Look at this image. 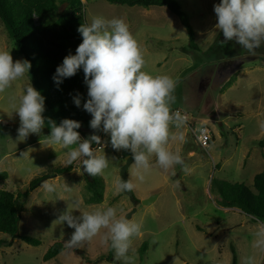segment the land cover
Masks as SVG:
<instances>
[{"label": "rangeland", "instance_id": "obj_1", "mask_svg": "<svg viewBox=\"0 0 264 264\" xmlns=\"http://www.w3.org/2000/svg\"><path fill=\"white\" fill-rule=\"evenodd\" d=\"M57 1L61 13H65L69 1L62 4L64 0ZM81 1L84 24L96 15L123 18L144 49L148 63L145 70L178 78L176 103L172 108L190 117L184 129L187 142L179 147L191 171L185 173L177 165L164 172L155 167V157H152L153 167L145 180H134L137 187L133 194L138 200L134 205L123 192L114 194L112 186L113 178L121 176V169L132 154L114 150L110 134H106L102 144L110 161L105 174L100 175L104 181L103 202L86 204L89 194L81 160L75 162L73 171L50 177L55 169L67 165L66 150L40 143L43 135L50 134L47 124L41 135L30 134L23 141L18 139L19 117L16 113L9 115L12 111L9 95L22 92L30 82L35 88L28 73L12 88L0 93V173L8 175L0 181V189L25 192L32 179L47 175L31 192L19 226L22 235L41 243L33 246L21 239L13 240L11 246L0 248V264H123L115 259L110 244L102 243L99 236L74 249L65 246L74 229L54 221L77 200L81 202V211L114 206L125 217L136 208L129 219L142 222L143 234L134 239L135 264H231L233 249L237 263L242 264V258L253 252L252 233L257 220L239 209L222 207L219 191L212 181L226 180L252 187L255 175L264 169V131L259 127L264 122V45L257 49L256 55H250L234 40L225 43L222 32L215 29L216 0H176L189 18L197 50L190 47L186 28L166 7ZM55 18L54 14L48 15L45 22ZM0 49L11 51L14 60H24L1 23ZM43 115L57 124L65 118L79 121L81 127L77 131L91 129L92 116L84 109L52 114L45 106ZM201 124L212 132L213 142L208 149L197 144L189 128L193 125L198 129ZM93 147L97 145L93 143ZM170 147L174 149L177 145ZM132 163L127 179L133 170ZM45 182L55 184L56 190L46 191ZM64 184L72 187V191L65 192ZM151 196H156L155 201L144 205L143 200ZM73 214L80 213L74 210ZM0 240L11 241V237L0 233ZM56 242L63 243V252L43 261L44 254ZM143 244L147 247L145 252L141 251ZM257 259L259 264H264V256L258 255Z\"/></svg>", "mask_w": 264, "mask_h": 264}, {"label": "clouds", "instance_id": "obj_2", "mask_svg": "<svg viewBox=\"0 0 264 264\" xmlns=\"http://www.w3.org/2000/svg\"><path fill=\"white\" fill-rule=\"evenodd\" d=\"M217 18L215 29L222 32L224 42L235 41L250 55L264 45V0H220L214 5ZM77 31L82 42L75 54L67 55L56 69L53 79L57 85L63 78H70L82 69L87 85V101L83 109L91 114L90 128L110 134L114 150L130 151L133 170L128 180L120 175L113 178L114 194L133 192L137 183L143 182L153 167L168 172L177 165L182 171L191 170L185 164L179 145L186 143L184 129L190 119L180 109L173 110L176 103L175 90L179 82L168 74H152L145 69L148 63L144 49L123 18L108 19L101 15L91 22L81 24ZM32 65L24 59L14 60L11 51L0 49V93L12 88L30 72ZM77 107L81 105L78 96L74 98ZM12 113L18 114V139L25 140L30 134L41 135L46 124L49 135H43L42 145L59 146L65 151V163L71 165L81 160L84 171L92 177L104 175L110 159L104 153L101 137L96 134L82 138L77 129L79 121L63 119L57 124L45 118V98L31 82L22 92L9 95ZM264 131V122L259 123ZM42 137V136H41ZM93 143L99 145L94 148ZM177 145L174 149L170 145ZM103 153V154H100ZM43 188L54 192L56 185L45 182ZM64 191L72 187L64 184ZM81 202L61 213L54 222L66 223L74 229L65 246L74 249L86 242L101 237L104 244H110L115 259L123 264H135L134 239L143 234V224L126 218L118 207H94L80 210ZM74 210L79 215H74ZM253 252L242 258V264H259L258 255L264 256V221L257 218L252 233Z\"/></svg>", "mask_w": 264, "mask_h": 264}, {"label": "trees", "instance_id": "obj_3", "mask_svg": "<svg viewBox=\"0 0 264 264\" xmlns=\"http://www.w3.org/2000/svg\"><path fill=\"white\" fill-rule=\"evenodd\" d=\"M69 1V9L60 12L57 0H0V23L14 42L19 53L28 60L32 67L29 72L35 88L45 98V106L52 114L70 113L83 110L87 101V85L84 82V73L80 69L70 78H63L62 83L56 84L53 77L63 59L75 54L76 48L82 42V36L77 31L83 22L82 1ZM111 3L128 6L166 7L178 17L189 34L190 47L197 50L195 36L187 14L182 10L176 0H107ZM220 3V0H216ZM56 16L55 20L46 23L48 15ZM80 97L81 105L74 103L76 96ZM262 145V142H261ZM263 147V146H262ZM264 158V151H263ZM75 169V162L62 168L55 169L52 173L57 176L69 173ZM84 169V168H83ZM51 174V173H50ZM47 176V175H45ZM43 177L32 179L25 192L12 193L0 189V233L11 237V241L0 240V248L9 247L15 239H21L33 246L40 245V240L22 235L19 232L21 214L30 199V194L38 186ZM7 178V173H0V181ZM87 181L86 204H100L104 197V181L101 176L85 174ZM213 185L220 194V204L224 208H236L252 217L264 221V169L253 179V186L244 183H231L226 180H213ZM146 244L141 251L145 252ZM64 245L56 242L50 246L43 256V261L52 260L63 252ZM231 264L237 263V256L233 249Z\"/></svg>", "mask_w": 264, "mask_h": 264}, {"label": "built area", "instance_id": "obj_4", "mask_svg": "<svg viewBox=\"0 0 264 264\" xmlns=\"http://www.w3.org/2000/svg\"><path fill=\"white\" fill-rule=\"evenodd\" d=\"M0 123H2L1 120ZM189 128L191 133L194 135L197 144L203 149H208L213 142L212 132L210 128L202 124L198 125V129H196L193 125H189ZM100 137H101V141H103L104 137L103 136ZM97 147H99V145H97Z\"/></svg>", "mask_w": 264, "mask_h": 264}, {"label": "water", "instance_id": "obj_5", "mask_svg": "<svg viewBox=\"0 0 264 264\" xmlns=\"http://www.w3.org/2000/svg\"><path fill=\"white\" fill-rule=\"evenodd\" d=\"M60 12H61V8H60ZM132 162H133V157L129 158V159L127 160L126 164L122 167V169H121V177H122L123 180H128V179H127V170H128V167L130 166V164H131ZM84 172H85V171H84ZM85 174H87V173L85 172ZM55 176H57V175L54 174V175H51L50 177H55ZM43 180H44V179H43ZM180 185H181V187H183V186H184V185H183V182H180ZM123 193H124L125 195H127V196L132 200V202H133L134 205H137V204H138V200H136V198L134 197L133 192H126V193L123 192ZM155 199H156V196H151L150 198H147V199L143 200V204H144V205L151 204V203H153V202L155 201ZM134 212H136V208L132 209V210L128 213V215H127L126 218H131Z\"/></svg>", "mask_w": 264, "mask_h": 264}, {"label": "crops", "instance_id": "obj_6", "mask_svg": "<svg viewBox=\"0 0 264 264\" xmlns=\"http://www.w3.org/2000/svg\"><path fill=\"white\" fill-rule=\"evenodd\" d=\"M238 74H239L238 76H240L241 75V71ZM79 133L81 134L82 138H88L92 134L103 136L105 138V135H106V133H104L102 130L100 132L99 131L97 132V131H93L91 129H83V130H80ZM7 177H8V175H7Z\"/></svg>", "mask_w": 264, "mask_h": 264}]
</instances>
